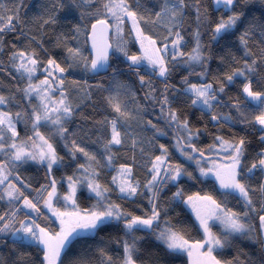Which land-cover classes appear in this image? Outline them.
Listing matches in <instances>:
<instances>
[{
	"label": "trees",
	"instance_id": "1",
	"mask_svg": "<svg viewBox=\"0 0 264 264\" xmlns=\"http://www.w3.org/2000/svg\"><path fill=\"white\" fill-rule=\"evenodd\" d=\"M111 1L123 3L140 34L157 49L179 39L178 55L167 52L163 57L164 77L130 64L141 52L127 20L121 46H113L110 37L107 74H90L86 36L94 22H107L100 12ZM170 1L0 0V111L15 123L16 145L31 144L38 133L56 159L49 171L30 161L10 164L0 157L18 195L15 201L6 200L0 188V229L10 216L16 227L30 218L21 209L28 201L37 210L34 224L56 233L58 226L43 203L53 183L59 195H65L67 181L76 184L74 203L79 210L101 211L107 206L118 215L99 224L92 234L73 236L56 264H124L126 247L134 264H189L186 254L167 248L158 237L168 230L187 243H204L203 231L183 204L191 197L209 199L244 229L229 234L219 225L211 227L219 244L212 251L215 262L264 264V128L256 122L262 117L260 105H251L243 94L246 84L252 92L264 94V0H228L226 6H217L215 0H173L179 18L164 25L159 17ZM20 57L33 61L36 83L48 62L63 72L51 82L59 91L53 97L62 96L66 107L56 127L35 125L40 102L26 95L30 82ZM206 85L214 100L211 111L198 108L184 92L189 86ZM112 128L117 144L111 143ZM218 138L233 144V152H211ZM190 157L239 159L236 180L247 198L198 177ZM161 162L180 176L152 184ZM118 168L130 171L134 196H122L115 188L112 177ZM81 175L91 177L103 203L79 181ZM140 220H144L141 226ZM83 221L79 228L94 223ZM45 259L40 246L0 235V264H45Z\"/></svg>",
	"mask_w": 264,
	"mask_h": 264
},
{
	"label": "rangeland",
	"instance_id": "2",
	"mask_svg": "<svg viewBox=\"0 0 264 264\" xmlns=\"http://www.w3.org/2000/svg\"><path fill=\"white\" fill-rule=\"evenodd\" d=\"M217 6L228 4V0H215ZM125 6L121 1H111L105 7L104 12H100L108 20L110 25L113 46H121V34L123 22L127 20L131 36L139 46L141 54L137 58H131L130 64L135 67L144 66L149 70H156L159 77L165 76L164 55L167 52L178 55V47L180 41L175 37L171 45H166L161 50L155 47L153 41L142 36L139 32L136 20L125 11ZM180 10L178 4L171 0L168 2L166 10L160 15V22L164 25H172L179 18ZM112 46V47H113ZM24 75L30 82L26 90L27 97H33L39 100L41 113L36 119L37 124H48L49 126H57L64 117L65 104L62 96H55L58 93V85H52V81L63 76L61 69L53 62H48L46 69L42 72L40 80L34 82V77L37 74L34 70L33 61L27 57H20ZM184 92L192 97L194 105L204 111H211V106L214 100L209 96L211 92L210 86H189ZM243 94L248 103L261 108L262 117L256 120L257 124L264 128V94H256L252 92L249 85L243 87ZM262 103V104H261ZM222 120L230 122L228 116H223ZM9 137V140L7 138ZM16 126L9 114L0 111V157L5 163H13L18 161H30L38 165L45 166L49 171L52 166L56 165V159L51 147L38 133H35L34 140L28 145H16L13 140L16 139ZM111 143H118V135L114 128L111 131ZM218 145L212 149L214 154H225L233 152L234 145L217 139ZM191 158V159H190ZM187 158L195 169L197 176L201 179H211L215 181L222 190L233 193L237 196L246 199L245 190L238 184L236 174L239 166V159L231 162H223L216 159L203 158ZM4 163V164H5ZM14 163V164H15ZM4 164H0V188H3L4 198L6 200L15 201L18 195L14 187L8 183L9 174L4 169ZM152 184L159 183L165 177L171 178L178 176L177 172H173L164 163H159L153 175ZM180 176V175H179ZM178 176V177H179ZM167 178V179H168ZM79 181L83 180L86 183V188L89 193L99 198L103 203L104 196L88 175H81ZM112 182L120 195L132 197L136 192V188L132 183L130 171L127 168L114 169ZM66 194L61 196L57 192V185L53 183L52 189L43 203V209L49 213L52 219L56 222L58 228L56 233H47L34 224V219L37 210L33 204L28 201H23L21 209L27 212L30 218L24 220L19 227L14 225V216H10L7 223L0 229V235H7L11 239L21 240V242L36 244L44 249L46 253L45 264H56L59 260L61 252L64 250L67 242L75 235L92 234L99 224L108 219L118 217L114 209L105 206L102 210L83 211L79 210L75 203L74 197L76 194V184L72 181H67ZM183 204L187 210L197 221V225L205 235V241L201 244L187 243L181 237L175 235L168 230H162L159 234L160 241L169 249L181 252L187 255L189 264H219L212 259V251L219 248V244L213 238L211 227L219 225V227L229 234H240L244 229L229 213L224 212L207 198L191 197L186 199ZM92 220L93 225L89 227H80L85 219ZM103 219L99 223L96 220ZM144 220L138 221L141 226ZM90 221L83 226H88ZM125 263L134 264L129 247L125 250Z\"/></svg>",
	"mask_w": 264,
	"mask_h": 264
},
{
	"label": "water",
	"instance_id": "3",
	"mask_svg": "<svg viewBox=\"0 0 264 264\" xmlns=\"http://www.w3.org/2000/svg\"><path fill=\"white\" fill-rule=\"evenodd\" d=\"M110 37V26L105 21H96L89 27L85 44L90 56L89 71L93 77L103 76L109 70L112 55Z\"/></svg>",
	"mask_w": 264,
	"mask_h": 264
}]
</instances>
